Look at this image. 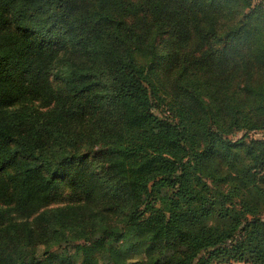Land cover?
<instances>
[{
	"label": "trees",
	"instance_id": "1",
	"mask_svg": "<svg viewBox=\"0 0 264 264\" xmlns=\"http://www.w3.org/2000/svg\"><path fill=\"white\" fill-rule=\"evenodd\" d=\"M255 2L0 0V264H264Z\"/></svg>",
	"mask_w": 264,
	"mask_h": 264
},
{
	"label": "rangeland",
	"instance_id": "2",
	"mask_svg": "<svg viewBox=\"0 0 264 264\" xmlns=\"http://www.w3.org/2000/svg\"><path fill=\"white\" fill-rule=\"evenodd\" d=\"M256 2L261 1V0H255ZM255 2V3H256ZM170 35L167 31L166 35H161L160 37V44H161V48L164 51H168L170 49L169 45L167 44V40L169 39ZM259 38H261L262 36H258ZM196 38V37H195ZM177 50V49H176ZM183 52V49L181 48L180 50H177V54L180 57L181 54ZM137 59L140 62H147L148 61V57H145L142 53H137L136 54ZM179 68V64L175 61H171L170 59H164V62H162L161 66L159 67V72H158V78L163 80V82H165L168 86H170L172 78H173V72ZM261 73L256 72L255 75H253V78L255 80H258ZM165 87L162 86V89H164ZM251 134H249L250 137H254V138H258V139H264V127L263 128H259L257 130H252L250 131ZM240 134H238L237 136H239ZM235 136V135H234ZM68 191L69 188L66 186H61L58 188V190L56 191V194L52 200V204H59V203H63L69 200V195H68ZM73 245H68V248L72 251ZM234 264H241V263H234ZM242 264H248V263H242Z\"/></svg>",
	"mask_w": 264,
	"mask_h": 264
},
{
	"label": "built area",
	"instance_id": "3",
	"mask_svg": "<svg viewBox=\"0 0 264 264\" xmlns=\"http://www.w3.org/2000/svg\"><path fill=\"white\" fill-rule=\"evenodd\" d=\"M227 264H232V263H227Z\"/></svg>",
	"mask_w": 264,
	"mask_h": 264
}]
</instances>
